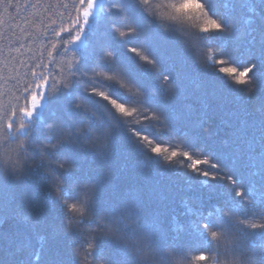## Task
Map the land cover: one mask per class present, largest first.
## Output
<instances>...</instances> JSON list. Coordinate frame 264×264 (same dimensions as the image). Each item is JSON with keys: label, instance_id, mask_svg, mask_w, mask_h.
<instances>
[{"label": "trees", "instance_id": "trees-1", "mask_svg": "<svg viewBox=\"0 0 264 264\" xmlns=\"http://www.w3.org/2000/svg\"><path fill=\"white\" fill-rule=\"evenodd\" d=\"M129 2L132 10L124 7L117 10L108 1L110 6H107L104 11V19L101 22L99 33L93 34L87 49L75 52L77 62L73 71L77 75L71 78L72 82L67 88L63 86V83H60L47 95L44 114L40 118L30 121V128L25 134L17 133L15 140H9L5 137L6 130L0 129L2 131L0 141L4 146L3 149H0V222L8 224L17 231V235L25 247L16 257L0 250V259L8 260L4 264H41L40 255L50 258L51 264H67L65 256L60 252L62 249H66L65 243L68 237L71 236L75 242L77 240L75 232L65 230L62 209L52 196L49 187V176L45 171L48 169V164L40 159L39 146L42 143L54 141L53 136L47 133L50 128L47 122L59 124L55 126V135L58 137L61 130H66L69 133L68 136L75 139V142L82 143L77 145L75 152V146L65 147L61 143L57 147H63L64 150L58 155H54V149L45 148L44 151L50 159H61L64 153L74 156L71 164L74 165L72 170H75L76 174H69L56 168L53 171L58 172L63 179V191L69 198L75 197L79 190L73 185L88 182L93 186L89 209L94 219L88 223H95V217L104 214L111 222L115 220V227L120 228L128 224L127 212L132 219L135 216L136 208L144 212L148 211V213L162 212V202L159 198L152 197L155 195L158 185L162 184L166 188L163 190L164 193L166 192L165 195H168L176 183L193 172L198 173L202 179L207 177L200 174V165H198L199 171L192 170L188 167L190 161L183 157L176 158L181 161L176 168L175 163L177 162L165 163L161 156L153 154L149 147L141 141L140 136L148 137L155 144L168 145L170 148L179 150L180 148L172 140L164 143L163 139L151 136L148 131L152 130L143 127L147 122L150 126H154V123L160 124L159 121L141 119L140 123H126V119L131 118H122L118 115L111 107L110 101L115 100L123 103L122 101L126 97L128 101L123 104L128 105L131 98L114 82L102 81L99 78L95 81H85L103 92L108 97L105 99L95 93L85 92L81 85L84 78L79 77V73L88 72L94 68L111 71L114 66H118L121 76L142 91L143 97L140 103L146 105L144 103V99H146L151 107L149 110L158 113L163 117V120L168 112L166 108L163 109L162 106H159L156 98L162 103L172 104L176 111L185 110L186 107L193 105L202 106V111L182 119L177 127V132L180 134L185 132L201 134L200 129L205 126L213 129L214 132L208 136V140L204 137V149L214 156V162L219 159L221 153L220 147L215 145L221 135L236 132V128L254 119L256 111L264 115V93L261 95V87L254 84L250 72L248 75L253 84V91L250 94H245L244 90L247 84L237 85L230 77L221 73L219 68L209 67V71L213 73L207 74L209 78L205 85L206 90L210 92L208 101L215 104L217 112L214 114V120L207 122L205 120L208 116L207 111H210L208 102L206 107L204 96L198 92L195 94L198 98L196 101L193 94L185 89L184 79H188L186 76H191L195 73L193 71H196L191 53L199 51L195 61L199 60V63L204 66L205 63H208V57L205 55L208 37L218 34V32L222 33V31L201 33L187 25L162 23L154 16L149 15L138 3V0H129ZM201 2L208 15L216 19L222 28L224 27V18L231 22V20L240 19L245 12L243 0H201ZM246 11L248 13L261 12L262 17H259V20L260 18L264 19V3H256ZM115 13L118 16V28L110 26L107 21V15ZM127 27H132L135 31L123 38H118L115 43L105 37L110 32L115 33L117 29L123 30ZM147 33L153 35L156 40H161L163 47H169L167 51L161 55L155 53L156 58L155 54L149 51V54H145L140 40ZM261 33H264V30ZM137 37L139 42H136ZM100 44L107 47L99 48ZM151 46L154 49L157 48L153 43ZM130 48L144 51L143 53L149 56L154 64L146 65L137 55L129 51ZM145 49L147 50V48ZM106 51L112 53L111 61L102 59ZM202 53L204 55H201ZM253 58L255 62L260 61L256 56ZM216 59L217 57L212 55L210 61ZM202 66L201 71L205 73L207 69ZM183 67H188L190 70L186 73L182 71ZM164 76L168 77L167 83L172 85L171 94H166L165 88L160 84V80ZM191 77L200 80L197 75ZM190 84L191 82L187 85ZM175 94H178V97L173 96ZM77 98L84 101L91 109V113H84L80 108L75 107ZM5 99L9 103L13 102L11 97ZM56 104H59V107ZM22 111L17 115L16 127L23 121ZM219 112L220 114L215 116ZM211 113L213 114L212 111ZM144 115L146 114L141 113V117ZM116 124L125 128L122 130ZM106 126L110 128L108 129V145L105 149L89 148L84 144L85 140L91 139L93 132L104 134ZM78 127L81 128L80 132L76 131ZM97 130L101 132H97ZM17 142H23V146L17 147L20 145ZM75 153L78 154L76 157ZM135 154L140 156L138 160L133 158ZM5 158H7V164L4 163ZM76 159L77 161H75ZM108 160L115 169L103 166V163ZM16 162L19 163V168L14 171L11 165ZM162 165L166 167L161 170L157 168ZM140 174L154 181L146 182L138 179ZM27 188L35 196L28 195ZM37 197L42 198L55 213L39 215L30 207L29 203L25 202L26 198ZM61 236L62 242L59 240ZM36 238H38V243H35ZM110 239L111 237L98 238L96 245L106 244Z\"/></svg>", "mask_w": 264, "mask_h": 264}, {"label": "snow or ice", "instance_id": "snow-or-ice-1", "mask_svg": "<svg viewBox=\"0 0 264 264\" xmlns=\"http://www.w3.org/2000/svg\"><path fill=\"white\" fill-rule=\"evenodd\" d=\"M194 2L195 7H186L183 0L179 5L177 0H138L149 15L162 23L187 25L201 33L221 31L222 26L208 15L201 0ZM93 6L94 0H0V129L8 131L7 139L15 140L21 130L16 127L17 115L21 110L26 118L32 117L58 84L66 86V82L76 75L73 71L77 62L75 50ZM116 31L120 37H124L135 29L127 27ZM129 51L141 61L154 64L140 49L130 48ZM206 55L211 59L212 50L209 49ZM214 63L220 65L218 70L235 84L246 85L250 82L248 74L252 65L237 69L223 59H217ZM163 79L167 81L168 77L164 76ZM90 93L108 99L96 89H91ZM6 97H11L13 102L9 103ZM110 103L118 114L126 117L132 115L125 105L115 100ZM151 118L149 115L146 119ZM140 139L153 154L167 162L181 163L176 158L183 157L190 161L188 167L196 171H199L198 165L209 163L207 159H194L187 151L155 144L146 136H140ZM22 146L21 142L17 147ZM211 166L216 167L215 164ZM200 174L215 178V174L203 171ZM225 179L233 183L231 177Z\"/></svg>", "mask_w": 264, "mask_h": 264}, {"label": "clouds", "instance_id": "clouds-1", "mask_svg": "<svg viewBox=\"0 0 264 264\" xmlns=\"http://www.w3.org/2000/svg\"><path fill=\"white\" fill-rule=\"evenodd\" d=\"M180 0H177V4L179 5ZM183 4L186 7H195L194 0H183ZM105 61L112 60V53L110 51H106L102 57ZM77 75V74H76ZM75 75V76H76ZM79 77H83L84 79L81 81V85L85 92H90L91 89L97 88L92 87L89 83H85V81H95L99 78L102 81L114 82L118 85L131 99L128 105H125L129 110H131V116H123L122 118H131L126 119V123L134 124L140 123L141 119H146L149 115L152 116L151 120L159 121L161 127H165L163 123V117L160 116L155 111H150L148 108L144 107L140 101L142 100L143 93L137 88L134 84L129 83L124 77L120 74V69L118 66H114L111 71H106L104 69L94 68L88 72L79 73ZM77 77V78H79ZM71 79L66 82L65 88L69 86L71 83ZM160 84L165 88L166 94H171L172 85L168 84L167 81L163 79L160 80ZM245 94H250L253 91V84L251 81L247 84L245 88ZM97 95V94H96ZM98 96V95H97ZM117 102V101H116ZM120 103V102H117ZM75 107L80 108L84 113H91V109L84 103V101L79 98L75 101ZM112 107V104H111ZM113 108V107H112ZM114 109V108H113ZM115 110V109H114ZM141 113H145L143 117H141ZM95 115V113H92ZM98 118V117H97ZM110 127L106 126L104 134H97L95 132L92 133L90 140H85L84 144L89 148L95 149H105L108 145V129ZM77 132L81 131V128L76 129ZM207 131V129H205ZM69 133L66 130H61V134L59 137L54 140L52 143H42L39 146V155L40 159L45 163L52 165L54 168L59 169L61 171H69L74 165L67 162L65 159H50L44 149H55L62 141L66 140ZM164 160V159H163ZM165 163H168L164 160ZM5 164L8 163L7 158L4 161ZM13 170H17L19 168V163L16 162L11 165ZM46 174L49 176V187L51 189V194L60 205L62 209L63 221L65 225V230L69 232H75L77 240L73 245L72 254L75 260V264H108V262L104 259L96 258L95 256V248H96V240L102 237H111L120 241L121 243L127 244L129 243L128 239L120 233L113 222L108 220L104 214H101L98 217H95V223H88L89 221H93V215L89 209V205L92 199V185L88 182H82L79 185H73L74 188H78L77 195L73 198H69L63 191L64 189V181L58 172H53L51 168L45 170ZM224 179V177H221ZM229 186L232 185L230 181H228ZM239 188L235 189V195L239 196ZM245 202H247V198H244ZM225 216L232 217V213L225 210ZM237 223L247 227L248 229H262L264 228V217L259 218H240L234 217ZM129 224L132 222L129 221ZM206 224L201 225L204 229L205 233L213 242H221L225 239V233L221 230L214 229ZM206 257V258H205ZM141 260H148L149 264H159L158 261L153 260L148 252L142 253ZM190 264H246V262L241 261L239 258L236 260H224L221 259L218 262L215 257L198 253L190 258ZM247 264H256L255 261L247 262Z\"/></svg>", "mask_w": 264, "mask_h": 264}, {"label": "bare ground", "instance_id": "bare-ground-1", "mask_svg": "<svg viewBox=\"0 0 264 264\" xmlns=\"http://www.w3.org/2000/svg\"><path fill=\"white\" fill-rule=\"evenodd\" d=\"M118 4V3H117ZM107 21H108V24L110 25V26H113V27H117L118 28V25H119V21H118V16L116 15V13L115 14H108L107 15ZM111 37H113V32H110V34H109V36L107 37V39L110 41V38ZM103 47H107L106 45H104V44H100L99 45V48H103ZM119 63H120V60H119ZM122 64H123V61L121 62ZM52 104H54V103H52ZM58 107H59V104H56ZM48 124H49V126H50V128H49V130H48V135L49 134H51L52 136H53V139L54 140H56L57 139V137H58V135H55V126L56 125H59V124H55V123H49V122H47ZM117 125V124H116ZM117 127L118 128H120V129H124L125 127H122V126H119V125H117ZM30 128V122H24V121H22V123H20V124H18V126H17V129H21L19 132H21V131H26L27 132V130ZM18 132V133H19ZM97 132H101L100 130H97ZM2 134V131H0V135ZM6 138L8 137V131L6 130V136H5ZM23 143V142H22ZM17 144H21V142H17ZM78 144H82V143H77V142H75V139L73 140V138L72 137H67V139L66 140H64L63 142H61V145H64L65 147H71V146H75L74 147V152H75V148L77 147V145ZM3 144H2V141H0V149H3ZM64 150V148L63 147H56L55 149H54V151H53V153H54V155H58V154H60L62 151ZM75 156H77L78 154L77 153H75L74 154ZM1 158V157H0ZM72 158H74V156H71V154H66V153H64L63 154V159H65L66 161H68V162H70V163H72L73 162V159ZM48 168H51V170L52 171H54V167L52 166V165H50V164H48ZM65 172H67V173H69V174H76V171L75 170H69V171H65ZM26 191L28 192V195H34L35 196V194L30 190V189H26ZM25 193V192H24ZM25 202H27V203H29L30 204V207H32L34 210H35V212L37 213V214H44V215H46V214H53V213H55L53 210H51L50 208H49V205L48 204H46L44 201H43V199L42 198H40V197H37V198H26L25 199ZM37 233H39V231H37ZM59 240H61V242H62V236L59 238ZM5 243V242H4ZM4 243L2 242V241H0V247L2 246V245H4ZM35 243H38V238H36L35 239Z\"/></svg>", "mask_w": 264, "mask_h": 264}, {"label": "rangeland", "instance_id": "rangeland-1", "mask_svg": "<svg viewBox=\"0 0 264 264\" xmlns=\"http://www.w3.org/2000/svg\"><path fill=\"white\" fill-rule=\"evenodd\" d=\"M78 43V47L76 48V49H78V50H80V49H83L84 47H85V45H86V43H85V41H84V39L81 37V40L80 41H78L77 42ZM187 44V43H186ZM186 44H184V45H186ZM185 70V68H183L182 69V71H184ZM76 157V156H75ZM73 160H74V158H72ZM111 164V163H110ZM115 164V163H114ZM112 259H114V260H120L121 258L120 257H113ZM127 260L129 261V258H127Z\"/></svg>", "mask_w": 264, "mask_h": 264}]
</instances>
